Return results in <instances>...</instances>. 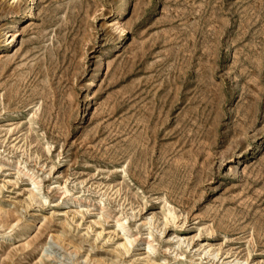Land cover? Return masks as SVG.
<instances>
[{
    "label": "rangeland",
    "instance_id": "1",
    "mask_svg": "<svg viewBox=\"0 0 264 264\" xmlns=\"http://www.w3.org/2000/svg\"><path fill=\"white\" fill-rule=\"evenodd\" d=\"M31 2L0 0V264H264V0Z\"/></svg>",
    "mask_w": 264,
    "mask_h": 264
},
{
    "label": "bare ground",
    "instance_id": "2",
    "mask_svg": "<svg viewBox=\"0 0 264 264\" xmlns=\"http://www.w3.org/2000/svg\"><path fill=\"white\" fill-rule=\"evenodd\" d=\"M32 4H30V7L28 8V10L26 11L27 12V15H26V17H28V16H30L29 14H30V12H31V10H32V5H33V0H32V2H31ZM126 3H127V0H124V4L126 5ZM123 10H124V7L119 11V13L118 14H120V13H122L123 12Z\"/></svg>",
    "mask_w": 264,
    "mask_h": 264
}]
</instances>
